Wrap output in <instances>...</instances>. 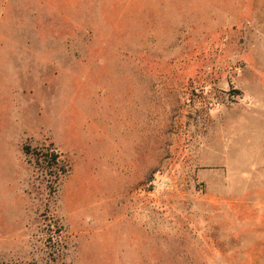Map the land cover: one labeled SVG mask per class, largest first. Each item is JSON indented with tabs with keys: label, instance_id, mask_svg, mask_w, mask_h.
I'll use <instances>...</instances> for the list:
<instances>
[{
	"label": "rangeland",
	"instance_id": "rangeland-1",
	"mask_svg": "<svg viewBox=\"0 0 264 264\" xmlns=\"http://www.w3.org/2000/svg\"><path fill=\"white\" fill-rule=\"evenodd\" d=\"M0 264H264V0H0Z\"/></svg>",
	"mask_w": 264,
	"mask_h": 264
},
{
	"label": "trees",
	"instance_id": "trees-1",
	"mask_svg": "<svg viewBox=\"0 0 264 264\" xmlns=\"http://www.w3.org/2000/svg\"><path fill=\"white\" fill-rule=\"evenodd\" d=\"M41 152H42V151H39V152L37 153V155L40 156ZM25 153H26V155H30V153H28V151H26V150H25ZM52 156H53V161L58 162L59 156L56 155V154H53ZM63 174H64V173H63Z\"/></svg>",
	"mask_w": 264,
	"mask_h": 264
}]
</instances>
